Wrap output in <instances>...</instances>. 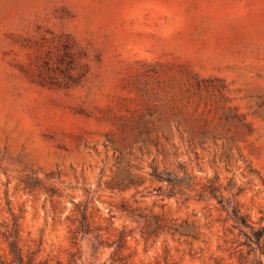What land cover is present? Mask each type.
<instances>
[{"label":"rangeland","instance_id":"374dc122","mask_svg":"<svg viewBox=\"0 0 264 264\" xmlns=\"http://www.w3.org/2000/svg\"><path fill=\"white\" fill-rule=\"evenodd\" d=\"M12 240L264 264V0H0V263Z\"/></svg>","mask_w":264,"mask_h":264},{"label":"trees","instance_id":"16d2710c","mask_svg":"<svg viewBox=\"0 0 264 264\" xmlns=\"http://www.w3.org/2000/svg\"><path fill=\"white\" fill-rule=\"evenodd\" d=\"M234 214L236 216L237 222H239L240 224H247V221H246V218L244 215L240 214L237 211H234ZM10 248H11V253L14 256L13 261H10V262L3 261L0 264H27L23 258L21 249L15 240H12L10 242ZM31 262L32 261L30 260L29 263L31 264ZM45 264H47V263H45Z\"/></svg>","mask_w":264,"mask_h":264}]
</instances>
